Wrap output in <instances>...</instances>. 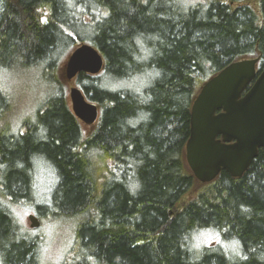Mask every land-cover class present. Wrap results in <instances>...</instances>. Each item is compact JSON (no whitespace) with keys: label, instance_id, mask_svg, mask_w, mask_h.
Wrapping results in <instances>:
<instances>
[{"label":"trees","instance_id":"obj_1","mask_svg":"<svg viewBox=\"0 0 264 264\" xmlns=\"http://www.w3.org/2000/svg\"><path fill=\"white\" fill-rule=\"evenodd\" d=\"M82 43L104 60L74 80L99 108L87 136L62 73ZM245 59L264 67V0H0V74L41 82L15 126L0 84V264H42L14 212L40 177L34 216L73 224L77 249L58 264H264V150L194 192L184 158L197 92Z\"/></svg>","mask_w":264,"mask_h":264},{"label":"water","instance_id":"obj_2","mask_svg":"<svg viewBox=\"0 0 264 264\" xmlns=\"http://www.w3.org/2000/svg\"><path fill=\"white\" fill-rule=\"evenodd\" d=\"M258 59L233 62L206 81L192 101L189 137L184 158L193 178L201 184L214 181L221 172L240 178L264 150V67ZM104 60L89 44L78 45L67 57L62 73L69 87L73 116L83 125L99 119V108L71 83L78 74L98 75ZM31 229L39 222L33 215Z\"/></svg>","mask_w":264,"mask_h":264},{"label":"rangeland","instance_id":"obj_3","mask_svg":"<svg viewBox=\"0 0 264 264\" xmlns=\"http://www.w3.org/2000/svg\"><path fill=\"white\" fill-rule=\"evenodd\" d=\"M34 80L36 81L35 77L31 74H24L22 77H17L16 74L13 73L0 74V84L2 83L6 90L12 94V100L15 99V104H17V106L15 105L16 108L13 110L14 113H11L9 120L7 119L9 126H15L16 120L23 115L20 113L29 112L41 95L39 94V84H41V82L38 80L35 82ZM148 80L149 76H143L142 82L144 81L145 83ZM72 84L74 85L75 83L72 82L71 85ZM132 84L134 87H139L140 83L137 79L133 81ZM69 87V85L65 86L67 99L69 95ZM1 122L3 121H0V124ZM95 125L96 123L89 126L80 123L83 135L87 136L95 128ZM202 185L205 184H200L196 181L193 192L200 189ZM47 190L46 178L44 179L43 177H40L38 179L34 200L29 201L26 204L21 203L14 208L17 220L26 229L30 228L28 216L30 214L36 215L35 209L37 206L44 204ZM72 229L73 224L70 222L57 224L55 220L44 218L39 227L32 230L34 236L38 237V252L42 264H58L63 260L67 261L72 257V248L74 251L77 249L76 244L72 241L74 236L73 232H71ZM199 240L209 244L214 238L210 234H205L203 236L201 235Z\"/></svg>","mask_w":264,"mask_h":264},{"label":"bare ground","instance_id":"obj_4","mask_svg":"<svg viewBox=\"0 0 264 264\" xmlns=\"http://www.w3.org/2000/svg\"><path fill=\"white\" fill-rule=\"evenodd\" d=\"M29 217V216H28Z\"/></svg>","mask_w":264,"mask_h":264}]
</instances>
